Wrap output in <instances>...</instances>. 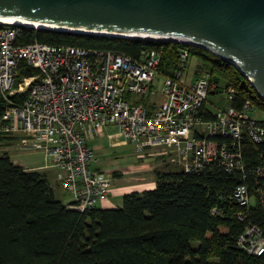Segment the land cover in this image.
<instances>
[{"label": "built area", "instance_id": "2783aa9c", "mask_svg": "<svg viewBox=\"0 0 264 264\" xmlns=\"http://www.w3.org/2000/svg\"><path fill=\"white\" fill-rule=\"evenodd\" d=\"M20 31L18 24L0 23V147L44 154L62 173L69 207L90 209L111 191L113 176L95 168L88 139L115 125L110 143H129L139 154L154 149V156L185 172L220 166L242 179L231 198L264 211V155L259 152L255 163L244 159L249 145L264 143V120L254 116L257 107L240 99L232 83L216 81L207 71L187 80L186 46L177 48L167 74L161 69L162 45L131 56L104 47L17 42ZM22 64L37 73L20 77ZM157 76L161 100H151L152 106L136 101L134 96L154 94ZM15 93H24L23 99L12 98ZM215 94L226 106L209 100ZM236 244L261 254V229L247 223Z\"/></svg>", "mask_w": 264, "mask_h": 264}, {"label": "trees", "instance_id": "16d2710c", "mask_svg": "<svg viewBox=\"0 0 264 264\" xmlns=\"http://www.w3.org/2000/svg\"><path fill=\"white\" fill-rule=\"evenodd\" d=\"M33 40L104 47L131 56L162 45L161 69L167 74L177 48L186 46L187 63L192 56L199 58L196 74L207 71L216 81L232 83L240 99L264 111V99L235 65L196 45L21 26L17 42ZM36 73L34 67L20 68V77ZM23 97L12 95L18 101ZM142 102L152 106L148 99ZM248 149L244 159L251 163L259 152L264 155V143ZM154 177L153 188L124 193L116 207L79 211L55 196L44 173L1 153L0 264H264V251L247 253L236 244L247 223L256 224L264 236L261 207H244L231 198L242 182L236 174L214 166L197 172L155 170Z\"/></svg>", "mask_w": 264, "mask_h": 264}, {"label": "water", "instance_id": "95a60500", "mask_svg": "<svg viewBox=\"0 0 264 264\" xmlns=\"http://www.w3.org/2000/svg\"><path fill=\"white\" fill-rule=\"evenodd\" d=\"M0 21L196 45L235 65L264 99V0H0Z\"/></svg>", "mask_w": 264, "mask_h": 264}, {"label": "rangeland", "instance_id": "374dc122", "mask_svg": "<svg viewBox=\"0 0 264 264\" xmlns=\"http://www.w3.org/2000/svg\"><path fill=\"white\" fill-rule=\"evenodd\" d=\"M199 63H200L199 58H197L196 56H192L189 59V61L187 63V67L184 70V75L186 76L187 80H190V78L193 75H196ZM201 70H202V67H201ZM200 72H204V71H200ZM161 81H162V77L157 76L155 78L154 84L151 87L154 90V94H146L144 96H139V97L134 96L136 101H142L144 99H148L149 101L153 100V102L160 101L161 96H160L159 90H160ZM220 97L221 96L218 94L210 95L209 100H214L216 102L215 104H219L220 106H226V102L223 99H221ZM250 102H252V101L250 100ZM252 103L257 107V109H255L253 112L254 116L257 117L258 120L263 121L264 120V111L261 110L257 104H255L254 102H252ZM116 130H117V128L115 126L107 125L106 127H104V129L102 131L103 135L99 136L98 139L103 143L106 154H104L103 156L100 157L98 164L119 166L121 163H124L125 161L128 162L127 164H129V162L131 163V162H140L141 161L142 163H146L149 165H158L159 163L164 162L163 157L154 156V149L144 150L142 152V154H139V153L135 152L132 145L129 143L128 144H119L117 146H110L109 139L106 136V132L116 131ZM114 139H116V138H114ZM10 152L12 153L13 159H15L16 161H18L19 163H21L22 165H25V166H32V165L47 163V157L44 154L37 152V151H18L14 148H11ZM0 153H4V148L0 147ZM128 166L129 165H126L124 168L118 167L115 170H111L109 172H111L112 176L115 177V176H117L115 173H118L120 171L126 172L128 170V169H126V167H128ZM167 168L168 169L170 168V170H180L181 169L180 166L173 165V164H170ZM118 169H119V171H118ZM159 169L160 170L165 169L164 164L159 165L158 170ZM104 170H106V169H104ZM121 180H123V179L113 180V183L119 184L121 182ZM65 195L68 196L66 193H65ZM64 197L65 196H62L61 198L64 199ZM96 205H97V203H96Z\"/></svg>", "mask_w": 264, "mask_h": 264}, {"label": "crops", "instance_id": "0c3cea01", "mask_svg": "<svg viewBox=\"0 0 264 264\" xmlns=\"http://www.w3.org/2000/svg\"><path fill=\"white\" fill-rule=\"evenodd\" d=\"M112 126H115V125H112ZM103 129L101 130L99 134L92 135L88 139L89 145L94 148V152H95V157H96V161L94 163L95 168L102 169V170L106 169L107 171H111V170H115L118 167L124 168L126 165H129L128 167H126V169H128L126 172L120 171L118 173H115L117 176L113 177V180H116V179H123V180H121L119 184L113 183L111 191L109 192L107 197L100 199L96 205V207H100V208H111V207H116L121 203V198L124 193L130 192V191H141L143 189L153 188L155 186L154 171L158 170V167L161 164H164L165 166V169H163L164 171L170 170V168L169 169L167 168L170 165V163H167L164 161L162 163H159L158 165H149L146 163H142L141 161L131 162V163L129 162V164H127L128 162L125 161L124 163H121L119 166L98 164L100 157L106 154L103 143L98 139L100 135H103L102 134ZM116 132L117 130L106 132L107 138L109 135L115 134ZM109 144L110 146H117L119 145V142L110 143L109 141ZM4 152H6V154L9 156V158L14 163L22 165L21 163H19L18 161L12 158V153L10 152L9 149H4ZM22 166L25 169H35V170H38L44 173L50 186L52 187L54 191L55 196L65 203L70 200L69 195L66 196L65 195L66 192L61 187L60 177L62 173L59 170L52 167L48 163V161L45 164H38V165H32V166L22 165ZM62 196H65L66 198L64 197V199H62L61 198Z\"/></svg>", "mask_w": 264, "mask_h": 264}, {"label": "bare ground", "instance_id": "6f19581e", "mask_svg": "<svg viewBox=\"0 0 264 264\" xmlns=\"http://www.w3.org/2000/svg\"><path fill=\"white\" fill-rule=\"evenodd\" d=\"M0 23H14V24H20L23 26H29V27H35V28H54V29H66V30H73V31H81V32H90L93 34H103L107 33L110 34V32H101V31H94V30H85L80 28H66L63 26L58 25H50V24H36V23H25V22H18V21H0Z\"/></svg>", "mask_w": 264, "mask_h": 264}]
</instances>
